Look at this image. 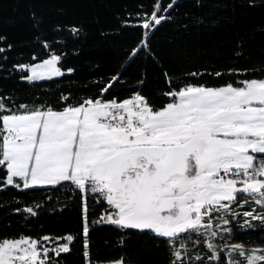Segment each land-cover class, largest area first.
<instances>
[{"label":"snow or ice","instance_id":"1","mask_svg":"<svg viewBox=\"0 0 264 264\" xmlns=\"http://www.w3.org/2000/svg\"><path fill=\"white\" fill-rule=\"evenodd\" d=\"M15 10L0 16V264H264V0Z\"/></svg>","mask_w":264,"mask_h":264},{"label":"trees","instance_id":"2","mask_svg":"<svg viewBox=\"0 0 264 264\" xmlns=\"http://www.w3.org/2000/svg\"><path fill=\"white\" fill-rule=\"evenodd\" d=\"M17 3V0H0V16L3 17H19L21 14L20 12H17L15 10V5ZM259 40V37H257V41ZM94 40H90L89 43H93ZM85 47H88L86 45ZM88 58H97V53L94 50L90 51H85L84 53L81 54L79 57H75L73 62L74 63H80L83 64L85 59ZM21 88H24L25 91H27L26 86L21 85ZM51 89L53 92L56 91L57 85L53 84L50 85ZM10 194L9 193H0V199H9ZM57 207H59V204H56ZM43 223L44 225V231H56V232H61L64 231L65 228L71 224L74 223L68 216H63V217H48V216H41L38 221H35L33 224V227L35 225ZM13 231H23V229H20L18 227H14ZM100 237H103V233L98 234ZM144 240L143 239H138L135 241L134 245H130L131 247H134L135 245L143 244Z\"/></svg>","mask_w":264,"mask_h":264}]
</instances>
